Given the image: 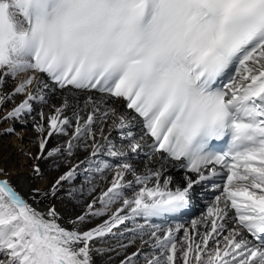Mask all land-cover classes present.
I'll return each instance as SVG.
<instances>
[{
  "label": "snow or ice",
  "instance_id": "obj_1",
  "mask_svg": "<svg viewBox=\"0 0 264 264\" xmlns=\"http://www.w3.org/2000/svg\"><path fill=\"white\" fill-rule=\"evenodd\" d=\"M56 88L76 98L46 114ZM16 97L0 122L37 111L32 159L87 152L32 198H60L82 168L87 186L64 195L91 199L71 223L111 214L69 230L55 204L40 211L0 169V264H94L93 241L140 219L130 231L143 264H264V0H0V107ZM54 135L65 146L46 150ZM209 182L218 194L190 228L153 223L186 215Z\"/></svg>",
  "mask_w": 264,
  "mask_h": 264
},
{
  "label": "bare ground",
  "instance_id": "obj_2",
  "mask_svg": "<svg viewBox=\"0 0 264 264\" xmlns=\"http://www.w3.org/2000/svg\"><path fill=\"white\" fill-rule=\"evenodd\" d=\"M15 83V81L9 82L5 87L8 90H11L15 86ZM65 95L68 96L69 101L76 98L70 94H66L64 91H53L50 94L49 104L42 106L43 111L46 114L51 112L52 106H59L63 103ZM84 98L85 97H79L81 107H83L82 101ZM21 99L22 97H16L14 101L0 107V117L6 116L7 112L10 111L12 107ZM38 107L41 106L34 105V109ZM67 114L71 115V111L69 110ZM13 121H21L23 124H29L31 130L27 132L25 130L26 133L24 136H20L19 139L9 137L7 136V132H3V130L6 125ZM37 121H39V115L37 111L34 110L31 116H24L21 119H9L0 122V169H3L8 174L7 179H9L11 183L23 194L28 202L33 204V206L37 207L40 211H45L49 203L55 204L60 214V223L63 227L69 230L78 228L81 232L97 227L108 218V215L111 214V210H109L108 215L105 216H88L81 224L71 223V221L76 220L78 216L84 215L86 205L91 199L90 197L85 196L82 200H75L69 198L67 195H64V193H66L73 186L76 189H79L82 185L85 187L87 186L84 179L85 174L82 168L79 175L71 185L68 183L64 184V188L61 190L60 198L56 200H52L51 197L44 196H40L35 200L32 198L34 196V193L31 191L32 189L48 191L50 185L63 172L71 167L72 164L76 163L77 159H83L87 155L86 151L80 150L73 157H66L57 154L55 157L46 160L35 161L32 159V157L39 153V141L41 139V134L35 132L33 127L34 123ZM23 130L24 129H22L21 132H23ZM68 131L71 132L72 129H68ZM106 132L107 129H105V133ZM44 135H46V133ZM67 139L68 137L65 136L54 135L49 138L46 150H50L55 147H61L63 149ZM34 164H38L41 169V174L39 176L33 173ZM137 166L139 167V170H141L140 165L137 164ZM108 175L110 176L111 174ZM127 179L131 180L132 177L129 176ZM96 183L100 186V188H104L107 181L97 179ZM95 207L97 209L100 208V204L97 203ZM115 207H117V205H114L113 209ZM137 224L141 223L136 221L134 224L131 220L126 221L124 225L114 228L111 233L93 241L92 256L94 264H122V261L127 264L128 257H132L133 264H143V252L145 250L141 248L140 240L136 238L132 231H130V229L135 228ZM182 237L183 234L180 238ZM121 245H127V247H121ZM138 250H140L141 254L138 257L133 256V253H136ZM179 264H183V261L180 260Z\"/></svg>",
  "mask_w": 264,
  "mask_h": 264
},
{
  "label": "rangeland",
  "instance_id": "obj_3",
  "mask_svg": "<svg viewBox=\"0 0 264 264\" xmlns=\"http://www.w3.org/2000/svg\"><path fill=\"white\" fill-rule=\"evenodd\" d=\"M28 126H29V124H23L21 121L20 122L19 121H13L10 124H8V125L5 126L3 132H7L6 130L8 128H13L14 131L12 133H8L7 132V136L12 137L14 139H19L20 136H24V134L27 131L31 130L30 126L29 127ZM22 129H24L23 130L24 133L21 132ZM25 130H26V132H25Z\"/></svg>",
  "mask_w": 264,
  "mask_h": 264
}]
</instances>
